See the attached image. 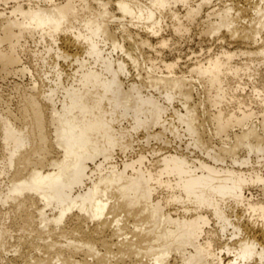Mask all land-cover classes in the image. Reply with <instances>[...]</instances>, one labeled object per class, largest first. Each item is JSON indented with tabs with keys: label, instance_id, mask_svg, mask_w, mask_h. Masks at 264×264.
Masks as SVG:
<instances>
[{
	"label": "bare ground",
	"instance_id": "obj_1",
	"mask_svg": "<svg viewBox=\"0 0 264 264\" xmlns=\"http://www.w3.org/2000/svg\"><path fill=\"white\" fill-rule=\"evenodd\" d=\"M0 4L2 261L264 264V0ZM196 21L243 50L163 58Z\"/></svg>",
	"mask_w": 264,
	"mask_h": 264
},
{
	"label": "rangeland",
	"instance_id": "obj_2",
	"mask_svg": "<svg viewBox=\"0 0 264 264\" xmlns=\"http://www.w3.org/2000/svg\"><path fill=\"white\" fill-rule=\"evenodd\" d=\"M215 4V3H214ZM10 6V5H9ZM9 6H6L7 8ZM6 7H4L3 4H0V12L3 11L4 9H7ZM182 9H179V15L180 17H182ZM183 21V20H181ZM165 24L167 26L171 25V22L169 19H165ZM199 21H196V23L191 27V30L189 32V34L186 35V37L184 36V38H176V37H172L170 35V33L165 32V34H163L164 38L167 39H172V42L170 43V50L165 49L162 53L163 58H166L167 60H173V59H179V63L181 65V67H185L187 64L192 63L196 58L197 59H202L204 57H206L209 53H216L217 51H219V49L222 47L224 49H229L230 51H238V50H243L242 46H239L238 43L236 41H230L229 42H223V41H216L214 39H208L205 37H199ZM133 32H136L135 30H133ZM153 44H155V42H157V40H155L154 38L152 39ZM232 42V43H231ZM237 43V44H236ZM211 51V52H210ZM144 55L145 56H154L153 52L145 49L144 50ZM27 61H23L25 66H29V67H33L34 62L31 60H29L28 58L26 59ZM26 62V64H25ZM31 62V63H30ZM31 67V69H32ZM65 69L68 72V69L65 65H64ZM140 67L142 68L141 73L143 74L144 70V65H140ZM260 72H264V65H261L258 67ZM130 72L131 75L133 76L134 74L136 75V71L135 69H133L132 67L130 68ZM259 72V73H260ZM15 76V75H14ZM13 75H9L7 78L5 77V79L0 77V98L3 97V99L7 100L10 102V106H12L14 108L16 99L15 98V87L17 84L21 85V86H26L30 84V75H25L23 77L21 76H15ZM15 84V85H14ZM240 87L241 88H245L243 95H249L250 91H251V84L249 82V78L242 76L241 77V81L239 82ZM17 85V86H19ZM234 85V84H232ZM196 99V96H195ZM256 102L253 103V105H251V107H253L254 110H256L259 104V101H257V104H255ZM264 105V103H263ZM262 105V106H263ZM175 106L179 107L178 102H175ZM264 107V106H263ZM254 121H256L254 119ZM169 139L171 140V142H173V145L177 143V145L180 143L178 141V139H174L173 137L169 136ZM184 142V140H183ZM152 147L157 148L158 144H156L154 141L151 142ZM163 147V145H162ZM249 193L252 194L253 198H262L260 196H262V192L261 190H259L258 188H251ZM11 235L13 236V240H10L9 243L6 246V249L8 251H11V246L14 244V240H16L19 236L20 233L17 230L12 231ZM10 246V247H8ZM3 257V254L0 252V260ZM1 264H6L5 261H0Z\"/></svg>",
	"mask_w": 264,
	"mask_h": 264
}]
</instances>
